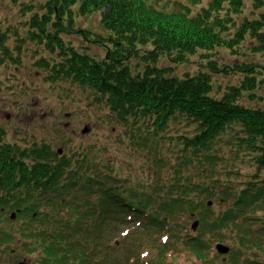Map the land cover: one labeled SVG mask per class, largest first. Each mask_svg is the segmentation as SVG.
<instances>
[{"label": "trees", "instance_id": "16d2710c", "mask_svg": "<svg viewBox=\"0 0 264 264\" xmlns=\"http://www.w3.org/2000/svg\"><path fill=\"white\" fill-rule=\"evenodd\" d=\"M34 1L20 5L31 15L34 38H45L50 52L34 66L47 72L46 81H71L105 108V125L124 129L118 135L120 160L126 164L128 154L137 159L144 152V172L154 177L150 183L136 179L144 172L130 178L127 164L116 166L104 147L89 145L68 156L48 144L47 164L41 163L44 149L34 148L35 171L48 175L25 186L44 187L50 199L41 200L46 207L41 216L37 211L39 225L31 220L20 231L24 255L38 264H118L108 257L111 244L114 253L121 248L127 255L124 264L135 258H141L138 264H171L174 252L193 264H217L209 255L211 242L228 235L236 248L222 264H264V217L256 215L264 213V111L246 105L255 106L256 90L264 87V66L253 59L264 54V11L254 19L242 16L243 0L174 6L152 0ZM262 5L255 0V9ZM94 13L111 35L78 27L77 20ZM73 33L104 46V55L95 58L87 47L67 44L63 37ZM0 55L5 62L4 47ZM194 60L192 74L177 76L176 68ZM230 75L239 82L222 90L219 78ZM223 148L255 174L235 182L243 171H231L233 158L226 159ZM225 177L230 185L216 186ZM209 201L226 208L212 212ZM97 210L110 214V221ZM193 215L200 223L196 233ZM114 224L116 238L104 236ZM153 232L159 236L142 245L138 236Z\"/></svg>", "mask_w": 264, "mask_h": 264}, {"label": "rangeland", "instance_id": "374dc122", "mask_svg": "<svg viewBox=\"0 0 264 264\" xmlns=\"http://www.w3.org/2000/svg\"><path fill=\"white\" fill-rule=\"evenodd\" d=\"M30 1L32 0H0V30H5L7 28L13 32L8 35V37L4 38V42L0 45V47H4L7 52V57H5L4 60L18 58L17 62L14 64L11 62L5 64L6 61L3 62V64V57L0 55V116L4 117L8 115L9 117H12L14 119L13 123L15 124V130L22 132L24 136L27 134L29 137L33 138V134L35 132L45 130V133H47L48 136V144L53 148L55 147V150L63 147V150L68 156L72 155V153L77 156L81 153L80 151L82 147L89 145L93 146V148L104 147L106 153L109 155H115L113 157V161L116 166H118L120 162L124 165L127 164V168L124 172L130 173V178H132L131 174L139 175L140 172H144V152H141L137 159L128 154L126 156V164L123 163L122 159L120 160V158L123 157L121 151L123 148L118 142V135L121 132V128L123 129V126L114 122L111 123V125H105L108 120V118L106 119L105 113L108 111L105 108L100 105L93 104V102L90 101L91 97L89 95H87L85 99V94L82 92L83 90L79 87V85L71 81H56L53 83L46 81L45 78L47 77V72L45 70L37 69L34 66L36 58L37 60L40 58H46L45 54L47 53L36 43H32L34 38V35L30 30L32 22L30 21L29 23L27 20V17H29L30 14L24 13L20 5L21 3L25 4ZM36 1L39 2V4L45 2V0H35V5H39ZM152 1H157L161 4L173 3L175 1L186 2V0ZM208 2V0H204L202 4H206ZM243 2L244 8L241 13L242 16H250L253 12V16H256L259 12L264 11L263 5L260 9L254 8L255 0H243ZM241 15L237 18V20L242 18ZM77 25L80 28L90 31L91 33H97L102 36H105L106 34L111 35V32L104 31L99 13H94L77 20ZM75 34L76 35H70L69 39L77 44L76 46L78 49L81 50L83 47H87L88 50L85 52L91 56H103L104 46L99 47L90 42H85L81 34ZM36 51L37 53L35 54ZM249 57L250 56H248V58ZM253 59L256 60V62H259L260 65L264 66V54H260ZM195 62L196 61L194 60L191 65L176 68L177 71L175 73L177 76H181L184 73L192 74L196 70ZM223 62L229 63L227 61ZM262 77L264 78V76ZM238 82L239 78L233 75L220 77L218 80V84L221 86L222 90H224L226 86L235 85ZM257 90L256 94L260 97V99H257V104H255V106L264 111V87L260 91L259 88H257ZM32 114H34L33 118H31ZM20 119H22L23 122L19 121ZM60 121L64 123V129L60 126ZM7 124L8 120L3 119L2 125ZM20 125H24L25 130H23V126L21 128ZM31 125L33 130L29 128ZM84 130H86L85 133ZM174 130H176V128H174ZM19 137H21V135ZM222 151L226 152V159L233 158L232 151H228L225 148H223ZM227 164L220 165L218 169H224ZM233 166L234 167L231 168V171H243V175L237 176V178L234 179L235 182L244 181V177H250L255 174L253 167L243 159L233 158ZM167 176L168 175L163 176V180ZM148 177H154V175L148 176L144 172V175H141L136 179L139 180L140 183H150L151 180ZM228 178L225 177L223 181ZM230 178L233 179V177ZM152 185H154V183ZM31 187L32 191H34L35 188L33 185ZM142 192H145V190ZM43 199L47 202L50 198ZM215 203L211 208L212 212L218 213L226 208V206L221 202ZM47 208L49 209L50 207L47 206ZM256 215H263L264 217V213L261 212L256 213ZM109 221L110 220H108V222ZM53 224L54 227L58 228L56 222ZM116 225L117 224H114V226L110 228H105L103 231L104 236L109 235L112 238H116L115 234L119 229ZM24 228L25 226L22 229ZM22 229L17 232L0 231L2 236L9 237V240H4L3 242H10L20 236L19 234ZM151 235L152 236L150 237L139 235L138 239L142 241V245H145L149 243V240L153 241L155 237L159 236L154 235V232ZM218 242L228 245L232 249L234 248V250L236 248V246L232 243V239H230L228 235L225 240H218ZM213 244L214 242L212 241L211 251L209 252L210 258H214L217 261V264H222L221 262H223V256L216 253ZM136 247L137 250L138 245H136ZM113 249L114 247L112 248L111 244H109L108 257L112 258L115 256L118 264L126 263L127 255L120 251L121 248L116 250L115 253ZM105 259L107 261V258ZM169 260L171 261V264H193L192 261L186 259V255H179L177 252L171 254ZM139 262H141V258H135L132 261L133 264H138ZM34 263L35 259L32 264Z\"/></svg>", "mask_w": 264, "mask_h": 264}, {"label": "flooded vegetation", "instance_id": "af4514ba", "mask_svg": "<svg viewBox=\"0 0 264 264\" xmlns=\"http://www.w3.org/2000/svg\"><path fill=\"white\" fill-rule=\"evenodd\" d=\"M27 18V20L30 19V17ZM30 28H32L31 25ZM0 33V42H2L1 40L13 32L6 28L5 30H0ZM32 43L40 46L47 53L45 57L48 58L50 52L47 49L48 41L45 38L41 40L36 39ZM40 59L37 60L36 58V61ZM17 60L18 58H14L13 61L7 59L6 63L11 61L14 64ZM33 117L34 114L31 115V118ZM3 119L8 120L7 125H2ZM19 121L23 122L22 119ZM13 122L14 119L8 115L4 117L0 116V231L17 232L24 226L27 227L31 220L35 222L37 218L35 215L29 214V209L25 205L29 199L37 198L42 193V189H40L41 192H33L32 189L29 190L28 187H23L22 184L27 183L29 180L31 182H38L40 179H47V171H35L34 169V163L38 161V155L34 152V148L44 149L41 163L47 164L48 153L46 146L48 145V136L45 130L35 132L33 138L27 134L24 136L22 132L15 130V124ZM59 124L64 128L62 121ZM22 126L23 130H25V126L20 125L21 128ZM29 128L33 130L32 125ZM20 135L21 137H19ZM54 148L52 147V149ZM12 184H14L13 189L8 190ZM12 214H15L13 218ZM40 222L37 219L34 224L39 225ZM4 240H9V237L0 234V264L33 263L21 251L22 244L24 243L22 236H18L10 242H3Z\"/></svg>", "mask_w": 264, "mask_h": 264}, {"label": "bare ground", "instance_id": "6f19581e", "mask_svg": "<svg viewBox=\"0 0 264 264\" xmlns=\"http://www.w3.org/2000/svg\"><path fill=\"white\" fill-rule=\"evenodd\" d=\"M188 0H186V2H187ZM209 1V0H208ZM179 2H181L182 3V1H175V2H173V3H165V4H168V5H170V6H174L175 4H177V3H179ZM161 4V3H160ZM203 5H206V4H203ZM243 8H244V5H243V7H242V11H243ZM256 9H259V8H256ZM260 13V12H259ZM258 13V14H259ZM253 14H254V12L250 15V16H247V18H249V19H254L255 18V16H253ZM79 31H82V30H79ZM72 35H76L75 33H73ZM69 37H70V35H69ZM69 37H67V38H65V37H63V39L65 40V42L67 43V44H70L69 42H72L70 39H69ZM85 42H87V41H85ZM73 43V42H72ZM71 45V44H70ZM104 50H105V47H104ZM104 53H105V51H103V55H104ZM93 57H95V56H93ZM102 57V56H101ZM95 58H100V57H95ZM221 62H222V60H220ZM83 90V89H82ZM258 90H256V92H257ZM85 95H89L87 92H85L84 90L82 91ZM257 95V94H256ZM90 96V95H89ZM91 97V96H90ZM259 99V98H258ZM255 104H257V102L255 103ZM247 106H251V107H256V106H252V105H247ZM262 110V109H261ZM64 129V128H63ZM227 185H230L228 182H226V181H223L221 184H218V185H216V186H221V188H223L224 186H227ZM207 206L208 207H212L213 206V202L212 201H209L208 203H207ZM225 210V209H224ZM223 210V211H224ZM220 212H222V211H220ZM95 214L100 218V219H102V220H104V219H106V220H110L111 218H112V216L109 214V216H104L103 214H102V212L100 211V210H97V211H95ZM193 221L194 222H192V224H191V230L193 231V232H197V230H198V227H199V219H197L194 215H193ZM195 222H198V226L196 227V228H193V224L195 223ZM217 245H222V246H224V247H226V248H228V252L227 253H225V254H223L222 252L221 253H219L218 252V250H217V248H216V246ZM233 245H234V243H233ZM214 250L216 251V253L217 254H219V255H222L223 256V259H222V261L223 262H221V263H226L227 262V260L228 259H230V254H231V252L232 251H234V248L232 249L230 246H228V245H225V244H223V243H220V242H215V244H214ZM229 257V258H228Z\"/></svg>", "mask_w": 264, "mask_h": 264}, {"label": "water", "instance_id": "95a60500", "mask_svg": "<svg viewBox=\"0 0 264 264\" xmlns=\"http://www.w3.org/2000/svg\"><path fill=\"white\" fill-rule=\"evenodd\" d=\"M85 132H86V130H84V133ZM59 153H61V151H59ZM197 226H198V222H195L193 224V228H196ZM216 248H217V250H218L219 253L222 252L223 254H225V253H227L229 251L228 248H226V247H224L222 245H217Z\"/></svg>", "mask_w": 264, "mask_h": 264}]
</instances>
